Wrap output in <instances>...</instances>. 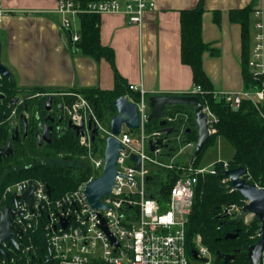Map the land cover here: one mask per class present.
Returning a JSON list of instances; mask_svg holds the SVG:
<instances>
[{"label":"built area","instance_id":"1","mask_svg":"<svg viewBox=\"0 0 264 264\" xmlns=\"http://www.w3.org/2000/svg\"><path fill=\"white\" fill-rule=\"evenodd\" d=\"M56 3V11L60 14L59 26L63 30L71 29L75 17L84 13L121 12L127 15L128 22L140 25L144 11L154 6L151 0H57ZM4 13L0 7V17ZM256 14L258 15V11ZM254 26L261 29L262 23L257 21ZM79 38L78 33H71L73 42ZM262 48V34L257 32L253 37L249 60V66L255 69L254 77L263 72L259 70ZM128 89L139 92L138 100L127 97L137 107L139 126L136 129L139 131L136 134L131 132L132 129L121 128L119 134L113 135L80 93H61L62 96H74L71 102L62 101L57 107L65 114V122L70 120L73 125L82 127L76 137L78 146L84 152L78 156L87 161L92 173L74 189L56 198H51L44 181L33 178L19 180L4 188L0 197V211L6 205L17 211L11 219V229L19 246L18 258L21 264H42L38 259L42 253L47 254L41 241L40 246L32 241L33 234L37 231L39 239L41 235L44 236L50 258L55 264H193L186 250L185 225L191 212L195 186L205 174L215 173V162L222 163L223 171L229 168L228 163L217 160L207 167L195 165L191 153L195 147L194 141L185 142L169 155L166 152L169 141L165 130L144 132L149 106L143 89L132 84L128 85ZM196 93L203 92L195 86L192 94ZM213 95L224 100L233 109H237L244 99L250 101L258 110L264 124V112L260 108L264 96L262 89L254 87L240 91H213ZM202 110L207 114L209 132L214 133L213 125L218 118L206 104H203ZM14 111L12 108L8 117L11 122ZM58 114L59 112L55 115ZM178 115L164 113L163 119L167 126ZM92 124L96 128L94 140H91ZM109 135L118 139L121 148L118 151L116 174L110 192L100 199L104 207L97 208L90 205L84 190L88 182L101 175L105 140ZM181 137L179 132L173 139L179 142ZM96 138L101 140L99 145L93 144ZM158 139L162 142L157 143ZM149 140L153 141V150L149 147ZM185 148L190 149L191 155L185 162L179 161L178 156ZM131 154L136 155L139 161L131 159ZM167 170L176 174L173 185L164 195H151L154 192H150L153 189L152 179ZM220 181L229 186V191L234 190L228 177L222 176ZM30 186L33 187L31 204L21 197ZM14 198L15 204L12 202ZM245 202L243 199L241 204L231 202L221 205L217 213L222 217L235 219ZM102 219L107 232L101 228ZM63 220L67 222L65 226L62 224ZM256 236L258 237V231ZM192 242L198 257L208 262L211 255L199 233L193 236ZM1 247L8 253L14 251L6 242H2ZM41 248L45 252L41 253ZM33 258L35 260L31 263ZM6 260L0 254V264H6ZM260 264H264V250Z\"/></svg>","mask_w":264,"mask_h":264},{"label":"trees","instance_id":"2","mask_svg":"<svg viewBox=\"0 0 264 264\" xmlns=\"http://www.w3.org/2000/svg\"><path fill=\"white\" fill-rule=\"evenodd\" d=\"M201 2L193 9L181 11L180 58L182 63L191 67L194 86L199 87L203 92L202 94L196 93L197 97L209 107L218 121L213 125L215 132L209 135L205 148L194 157V164L199 165V160L205 149L214 143L216 136H221L233 147V155L227 161L228 167H245L247 170L244 175L245 180L264 187L263 121L258 110L246 99L242 100L240 106L234 110L221 98L214 97L213 87L203 70L201 60V53L206 48V44L201 39V14L203 11ZM250 14L249 7L235 9L229 12V19L241 25V67L244 89L256 87L262 89L264 94V71L254 77L249 66ZM98 16L97 13H84L79 16L80 38L73 42V46L83 54L96 58L103 56L114 66L112 49L100 43ZM71 92L80 93L87 99L93 112L107 127L111 117L116 113L113 105L115 98L121 95L130 96L133 100L139 98L138 92L130 91L116 70L112 90L81 88ZM19 93L13 77L0 79V151H4L8 143L12 149L10 154H0V197L7 185L26 178L44 181L49 187L51 198L59 197L66 191L74 189L92 173L87 161L78 156L84 150L78 146L75 130L66 125V116L61 113L54 115L53 112H50V115L55 116L57 123L53 125L50 142L39 144L37 140V135L41 131L39 123L44 121L48 96L43 95L45 91L40 88L32 89L21 99L18 97ZM51 97L52 111L53 109L57 111L56 103L60 102V98L57 95ZM15 98H17L16 102ZM63 98L66 102L73 100L70 95H64ZM12 108H14L16 116L14 124L18 127L17 139L12 137L13 126L8 118ZM260 108L264 112V96ZM176 113L179 115L175 121L168 122L171 132H166V138L169 141L166 152L169 155L176 152L180 145L187 141H196L197 138L193 108L185 104L166 107V115ZM24 116L27 122L26 132L23 130ZM58 116H62L61 121H58ZM61 124L62 127L59 131L58 125ZM158 129L165 130L156 119L144 124L145 133H151ZM187 129L189 131H186ZM138 131L139 129L131 130L134 134ZM179 132L182 137L179 142H176L173 137ZM100 143L101 140L98 141L97 138L93 142L94 145ZM214 169L215 173L205 174L195 186L191 212L185 225L187 253L189 255V250L194 245L193 236L199 233L202 236L203 244L215 262L223 264L221 258H216L215 253L219 252L234 254L233 259L226 264H250L247 258V247L258 238L256 233L259 229V222L252 217L251 221L245 224L242 220L236 222L233 218L228 219L218 215L217 211L221 205L231 202L241 204L243 197L236 190L229 191V186L220 181L223 176L221 162H215ZM175 179L176 174L171 170L157 174L151 182L153 189H150V192H154L150 194L154 196L166 194ZM236 229L238 235L235 238H224L226 233L234 232ZM32 241L35 245L40 246L38 231L33 234ZM235 249L240 250L233 252ZM41 250V253L45 252V249L41 248ZM18 253L15 250L10 252L6 264H21ZM33 260L31 259V263Z\"/></svg>","mask_w":264,"mask_h":264},{"label":"crops","instance_id":"3","mask_svg":"<svg viewBox=\"0 0 264 264\" xmlns=\"http://www.w3.org/2000/svg\"><path fill=\"white\" fill-rule=\"evenodd\" d=\"M151 1L154 6L144 11L140 25L128 22L121 12L99 14V39L113 51L112 66L103 56L96 58L74 48L68 30L59 26L57 0H0L5 12L0 17V61L11 72L18 97L40 88L48 96L57 95L61 103L65 101L61 93L72 90H112L115 70L126 85L141 86L146 101L152 95L192 94V70L180 58V14L201 0ZM201 4V39L206 44L201 53L203 70L214 91H240L244 89L241 25L229 19V12L251 9L250 58L253 37L260 32L259 70L264 71V0H202ZM79 16L69 30L80 35ZM257 21L261 29L255 28ZM191 153L194 157V149ZM190 155L188 148L186 158L178 156V160L185 162Z\"/></svg>","mask_w":264,"mask_h":264},{"label":"water","instance_id":"4","mask_svg":"<svg viewBox=\"0 0 264 264\" xmlns=\"http://www.w3.org/2000/svg\"><path fill=\"white\" fill-rule=\"evenodd\" d=\"M70 39H71V31L68 30ZM0 53H1V45H0ZM0 74L9 78L11 76V72L9 69L4 66L0 61ZM17 98H15V102ZM51 95L48 96L45 110L46 116L45 121L53 122L55 121L54 117L49 115V111L51 109ZM148 106L150 110L147 114V122L156 119L161 127L165 128L167 133L171 132L170 127H166V120L163 119L164 110L167 106H172L175 104H185L193 108L194 122L197 128V138L196 145L194 148V157L199 155L201 151L205 148L209 135L211 134L208 129L207 123V114L203 112V104L201 100L193 94H173V95H152L147 98ZM114 108L116 113L110 119V131L113 135H117L121 131L122 124H125L129 129H136L139 126V116L137 114V107L135 103L129 101L127 96L121 95L114 99L113 101ZM236 110V109H234ZM62 117L58 116V121H61ZM90 120V118H89ZM67 126L75 129V133L79 132L82 129L81 126H76L71 123L70 120H67ZM23 128L26 132L27 130V122L25 116L23 117ZM52 125L44 123L42 125V132L38 133L37 140L39 144H43L44 142L48 143L51 140L52 134ZM17 132V128L14 127L12 132ZM186 131H189L187 129ZM96 134V128L92 124L91 125V140H94ZM113 135L107 136L105 140V149H104V164L102 167L101 175L94 178L90 182L87 183L84 193L85 196L90 203L91 206L97 208H103L104 204L101 203L100 199L103 195L109 194L111 186L113 184L114 176L116 174V160L118 151L121 148V144L117 138ZM162 140L158 139L157 143H161ZM153 141L149 140V147L153 150ZM11 151L10 144L8 143V148L5 153H9ZM131 159L139 161L138 157L134 154H131ZM247 170L243 166H237L233 168H228L223 171V176L229 178L230 184L234 190H236L246 202L243 204L240 213H238L235 217L236 222H240L246 215H252L259 222V230H258V238L257 240L250 244L247 247V258L250 264H260L261 253L264 250V188L258 187L255 183H249L245 180L244 175ZM47 191L49 192V187L46 185ZM33 187H28L21 195L23 200H28L31 204L32 201V193ZM12 202L16 203V198L12 200ZM17 213L15 208L10 206H4L0 211V254L5 256L6 258L9 256L7 251H4L1 247L2 242H6L8 245H11L15 251H19V246L17 241L13 238L12 234V226L11 219ZM66 221L63 220V226L66 225ZM101 228L107 232L105 222L102 219ZM19 232V229H18ZM238 235V230L236 229L234 232H229L224 235V238H235ZM112 240V238L110 237ZM40 241L42 247L46 249L47 254L42 253V256L38 261H41L42 264H55L52 262L49 255L48 244L43 235L40 237ZM240 249H235L233 252H238ZM190 255L193 259H200L202 261H206V259L199 258L197 255V251L195 248H190ZM216 258H221L223 263L226 264L231 259H233L234 254L231 253H215ZM35 260V258H33Z\"/></svg>","mask_w":264,"mask_h":264},{"label":"rangeland","instance_id":"5","mask_svg":"<svg viewBox=\"0 0 264 264\" xmlns=\"http://www.w3.org/2000/svg\"><path fill=\"white\" fill-rule=\"evenodd\" d=\"M70 97H73V99H74V96H71L70 95ZM19 99H21V98H19ZM71 100H72V98H71ZM58 103L59 102H57L56 105H58ZM122 129L123 130H126L127 129V127H126L125 124H123ZM187 151H188V148H185L184 151H183V153L181 155H179V157H180L181 160H184L186 158ZM232 153H233V147H232V145L225 138L220 137V136H216L214 143H212L211 145H209L205 149V151L203 152V154H202V156H201V158L199 160V166L200 167H202V166L207 167V166H210L213 162H215L217 160L228 161L232 157ZM251 218H252V215H247L242 220V222L246 224V223H248V222L251 221ZM201 238H202V236H201ZM192 262H193V264H206L205 262H203L202 260H199V259H192ZM207 264H222V263L215 262L213 260V257L210 256L208 258V263Z\"/></svg>","mask_w":264,"mask_h":264},{"label":"flooded vegetation","instance_id":"6","mask_svg":"<svg viewBox=\"0 0 264 264\" xmlns=\"http://www.w3.org/2000/svg\"><path fill=\"white\" fill-rule=\"evenodd\" d=\"M36 95V94H35ZM43 95H47V94H44L43 93ZM48 96V95H47ZM58 104H60V102L58 103ZM52 101H51V109H50V111H49V115H50V112H53L54 113V115L56 114V113H58L59 112V114L61 113L62 115H64L61 111H59L60 110V108H58L57 107V105H56V108H58L57 109V111L55 110L54 111V109H53V111H52ZM47 113V112H46ZM58 114V115H59ZM52 116V115H50L51 117H54L55 118V116ZM35 116H36V118H38V116H37V114L35 113ZM45 116H46V114H45ZM65 116V115H64ZM62 117V116H61ZM64 121H65V119H64ZM14 122H16V116H15V111H14V114H13V119H12V122H11V124H12V126H13V128L14 127H16L17 128V132L15 133V131H13L12 132V137L14 138V139H17L18 138V127L17 126H15L16 124H14ZM44 123H47V124H49V125H52V127H53V125H55L56 123H57V121H56V119H55V121H53V122H50L49 120L48 121H45V118H44V121L41 123H39V126H40V128H41V131L40 132H42V125L44 124ZM62 127V124L59 126L58 125V130L60 131V128ZM23 130H24V128H23ZM25 132V131H24ZM39 132V133H40ZM45 143V142H44ZM10 144V143H9ZM7 148H8V145H7V147H6V149L4 150V151H0V154L2 155H6L7 153H5V151L7 150ZM10 149H11V146H10ZM11 151H12V149H11ZM11 151L8 153V154H10L11 153Z\"/></svg>","mask_w":264,"mask_h":264}]
</instances>
